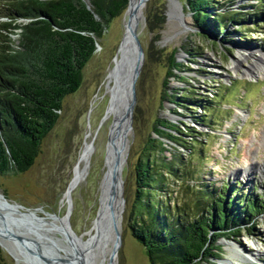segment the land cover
Instances as JSON below:
<instances>
[{
    "label": "rangeland",
    "instance_id": "obj_1",
    "mask_svg": "<svg viewBox=\"0 0 264 264\" xmlns=\"http://www.w3.org/2000/svg\"><path fill=\"white\" fill-rule=\"evenodd\" d=\"M216 1L223 10L229 8L242 16L240 24H229L227 33L218 37L196 25L184 0H179L182 6L176 0H148L144 9L145 23L139 38L145 60L137 82L133 130L129 136L130 154L123 171L126 208L118 264H150L143 245L134 237L129 224L136 193V164L147 140L154 135L153 127L159 116L181 126L186 140L194 136L187 134L188 126L195 128V135L200 136L192 158L191 150L178 147L187 167L195 173L197 180L192 183H206L210 188L219 189L224 184L238 183L246 192L253 191L258 201L264 199V71L255 77L244 75L245 68L256 59L257 54L251 56L250 52H264V0ZM172 8L178 9L179 14L170 23ZM124 13L110 23L100 40L101 48L84 69L82 86L65 97L60 117L44 139L34 165L22 174L0 175V192L12 202L25 206L24 211L48 220L35 229L32 227V230L62 238L64 242V235L56 228L58 225L54 223V217L65 219L86 240L99 209L113 116L108 111L103 124L101 120L110 95L116 89L114 68L124 34ZM4 19L0 17V20ZM181 20L185 22L182 30L179 26ZM14 37L18 42V36ZM173 51L177 52L180 70H174V75L169 77V56ZM242 52L248 54L247 59L240 56ZM187 88L191 89L193 96L209 95L212 98L222 95L220 110L206 116L211 118L208 125L196 120L205 114L202 109L193 113L195 110L189 108L192 113H188L183 106L189 103L181 98V92ZM177 100L181 104H177ZM182 120L185 125L178 123ZM93 138L95 150L91 153ZM255 138L259 142L254 141L251 147L252 161L247 153ZM168 145L171 148L172 144ZM165 155L170 159L172 153L167 151ZM88 159L91 161L87 168L89 173L83 179ZM75 167L71 209L67 214L69 194L65 192ZM245 170L250 173L249 176L244 173ZM184 195L185 192H174L170 205L177 202V197L182 200ZM5 210L4 214L10 212L8 208ZM28 222L34 224L32 217ZM227 241L219 239L223 254L207 264H226L224 260L238 261L235 264H264V213L256 218L254 228L243 231L240 239ZM229 243L238 247L240 256L231 255L234 249L228 248ZM0 257L5 264H19L2 245Z\"/></svg>",
    "mask_w": 264,
    "mask_h": 264
},
{
    "label": "trees",
    "instance_id": "obj_2",
    "mask_svg": "<svg viewBox=\"0 0 264 264\" xmlns=\"http://www.w3.org/2000/svg\"><path fill=\"white\" fill-rule=\"evenodd\" d=\"M184 1L196 25L215 37L242 19L232 9L223 10L216 0ZM128 5L129 0H2L1 176L22 174L34 165L44 139L60 117L65 97L82 86L84 69L97 52L98 43L101 45L110 23ZM176 53L169 56V77L180 70ZM181 93L189 102L183 104L188 113L198 109L205 112L196 119L204 125L211 123L207 115L220 110L222 95L193 96L188 88ZM178 123L186 124L183 120ZM186 131L194 135L192 139L186 140L185 130L169 118L157 117L153 127L156 136L149 137L136 164L129 227L150 264H207L222 256L220 238L240 239L264 213V199L258 201L253 191L246 192L238 183L219 189L191 182L197 180L195 173L187 167L178 147L191 150L192 158L200 136L195 135V128L188 126ZM167 151L172 153L170 159ZM174 192L185 195L181 202L176 196L177 202L170 205ZM0 264H5L1 257Z\"/></svg>",
    "mask_w": 264,
    "mask_h": 264
},
{
    "label": "water",
    "instance_id": "obj_3",
    "mask_svg": "<svg viewBox=\"0 0 264 264\" xmlns=\"http://www.w3.org/2000/svg\"><path fill=\"white\" fill-rule=\"evenodd\" d=\"M180 6L181 3L179 0H176ZM148 0H129V5L126 11L130 14V17H133V15L139 11L141 12L145 17L144 9L147 5ZM101 48V45L98 43V49ZM145 60V51L141 44L140 38L137 34L134 33L133 36V44L130 46L129 50H127L126 60L122 64L120 68L116 70V77L118 79V89L114 94L110 95L109 104L107 107V110L105 112V115L103 116L101 120V124L104 123V121L107 118L108 111L110 108H113L114 116L112 118V123L109 127V138L107 143V153H106V160L107 156L109 154V146L113 148V155L115 159L116 166L119 164L120 156H121V150L128 144L127 143V134L133 130V122H134V112H135V106L137 101V82L139 79V76L142 71V66ZM120 141V144H117L114 142L115 140ZM129 141V140H128ZM122 145V146H121ZM129 145V144H128ZM91 153L95 150V144H94V138L91 141L90 144ZM90 160L88 159V164L86 166V170L84 172L85 179L87 177V174L89 171H87L88 167L90 166ZM78 166V163L76 167ZM76 167L74 168V176L72 180L70 181L67 190L65 193L69 194L68 197V212L69 213L71 209V190H72V184L75 180L76 175ZM113 174V175H112ZM82 175V176H83ZM112 175V176H111ZM104 177V176H103ZM118 178V172L117 167L112 170L110 174V184L112 188L116 185V179ZM79 182V181H77ZM75 185V184H74ZM76 186V185H75ZM0 199L4 206L10 210L7 214H1L0 213V222L3 223V226H0V232L8 233L9 235L13 236L21 245L23 248H25L28 256L29 263L27 264H86V257L84 253V249L81 247L82 244H78L77 240L78 238L82 240L83 235H78L74 229L71 228L72 235L74 238H71L70 236H67L65 239V242L70 247V251L63 250L64 254L61 253L60 248L56 247V244L53 246L49 245L48 242H46V239L48 238L46 235L35 232L32 230V226L29 224L28 220L32 218H36L38 220H43L44 217L35 216L34 214H31L27 211H24L25 206L22 204H19L17 202H12L5 193L0 192ZM101 201V199H99ZM99 201V204H100ZM107 203V207L110 213H114L115 208L117 207V197L116 194L111 195ZM123 202V201H122ZM124 204V202H123ZM101 206V205H100ZM100 210V208H99ZM99 210L97 211V215L93 221L94 222L101 216L99 213ZM108 212V213H109ZM16 215H20V217H17ZM11 223L17 228H25L26 233L33 234L34 238H25L21 234L17 232H13L9 229L8 225ZM71 223V219H70ZM72 225L70 224V227ZM93 227V226H92ZM116 228V221L114 225V229ZM92 229V228H91ZM107 228L103 231V234L107 232ZM101 231V230H100ZM97 233V230H96ZM88 234V233H87ZM90 236L86 239L88 241ZM110 239V233L108 235L100 236L97 240V245L100 244L104 245V240ZM117 239V246L115 248V251H113V260L116 263V256L117 251L119 248L121 237L116 235ZM225 241L231 240L223 238ZM235 240V239H234ZM228 242V241H227ZM1 245V243H0ZM27 261V262H28ZM114 264V263H113Z\"/></svg>",
    "mask_w": 264,
    "mask_h": 264
},
{
    "label": "bare ground",
    "instance_id": "obj_4",
    "mask_svg": "<svg viewBox=\"0 0 264 264\" xmlns=\"http://www.w3.org/2000/svg\"><path fill=\"white\" fill-rule=\"evenodd\" d=\"M134 1L136 2L138 0H134ZM177 13L179 14V10L176 8H172V10L170 12V23L176 19ZM144 23H145V17L141 12L137 11L133 15V17H130V14L128 13V11H126L124 13V34H123V38L121 41L119 54L117 57V63H116V66L114 68L115 75H116V70L118 68H120L122 66V64L124 63V61L126 60L127 50H129L130 46L133 44L134 33L137 34L138 36H140L141 30L144 26ZM183 23L185 24V22L183 20H181V23L179 25L181 30L183 29ZM246 51H248V50H246ZM253 53L257 54L255 62L253 64H251L249 67L245 68L244 75H250V76L255 77V76L259 75L262 71H264V52H260L259 50H257V51H254L252 53L250 52V55L252 56ZM247 55L243 52L240 53V56H242L243 59H247V57H248ZM115 88L116 89L113 91V94L118 89V79H116ZM114 111L115 110L113 108H110L109 115L114 116ZM242 116H243V114H242ZM245 116H246V114H245ZM129 136H130V132L127 134V143L129 145L127 144L121 150L120 161H119V164L117 166L115 164V159H114V155H113V148L111 147L112 145L109 146L110 149H109V154L107 156L105 174H104V177H103L102 182H101V197H100V199H101L100 205L101 206L99 205L100 210L98 209L101 216L94 222L92 230H90L88 232V234L90 235L88 241H86L84 239V236L82 237V240L79 238L77 240L78 244H82L81 247L84 248L86 246V248L84 249L85 257L87 258L86 264H113V263L115 264V262L113 260V258H114L113 257V251H115V248L117 246L116 235H118V234L121 237V240H120V244H119V248L117 251V256H116L115 261L117 264L119 263L118 262L119 261L118 255H119L120 245H121V241H122L123 218H124V213H125V208H126L125 180L123 177V171H124L125 166L128 162V157L130 154L131 143H130V137ZM113 139H114V137H113ZM254 141L259 142V140L257 138L252 140V143L250 144V149L248 150V153H247L248 159H251L252 161H253V152H252L251 147L254 145ZM114 142H116L117 144H120V141H118L117 139ZM116 167H117V172H118V178L116 179L115 187L112 188V186L110 184V174H111L112 170L115 169ZM247 170H245L244 173L249 176L250 173ZM114 193L116 194V197H117V207L115 208L114 213H112V212L110 213L109 212L110 210L107 211L108 207L106 205L109 202L108 200H109L110 196L114 195ZM122 201L124 202V204ZM4 208L7 209L0 199V213L1 214H4L7 212ZM54 219H53L54 223L58 225L56 228L58 229L59 232H61L64 235V239H66L67 236H70V235H71L70 236L71 238H74V236L72 235V232H71L72 227H70V224L65 219L58 218V217H54ZM47 221L48 220H44V218H43V220H38L36 218H32V222L34 224L31 226L35 229V228H37V225L43 224ZM115 221H116V228L114 229ZM0 226L1 227L3 226L2 222H0ZM8 227L13 232H17V233L19 232V234H21L25 238H34L35 237L33 234L26 233L25 229L17 228L14 225H12L11 223H9ZM106 228L108 230L106 233L103 234V231ZM96 230H97V233H96ZM37 232L45 235V233H43V232H40V231H37ZM108 233H110V239H107V241L105 239L104 245L100 244L99 246H96L98 238L102 235L107 236ZM46 236L48 238H50V239H46V242H48L49 245H51V246L56 244V247L60 248L61 253L64 254V252H63L64 249L66 251H70V247L68 246L67 243H65L63 241L62 238L52 237V236L50 237L48 235H46ZM0 243L8 252H10L16 258V260L18 261L19 264L29 263L27 252H26L25 248H23L21 245H19L18 241L13 236L9 235L8 233H5L4 231L0 232ZM231 247H233V249L235 251V253H234V251L232 252V254H231L232 256L235 257V256L241 255L240 252L237 251L238 247L236 245L229 243L228 248H231ZM224 263L235 264V263H238V261H236V260L235 261L224 260Z\"/></svg>",
    "mask_w": 264,
    "mask_h": 264
},
{
    "label": "flooded vegetation",
    "instance_id": "obj_5",
    "mask_svg": "<svg viewBox=\"0 0 264 264\" xmlns=\"http://www.w3.org/2000/svg\"><path fill=\"white\" fill-rule=\"evenodd\" d=\"M23 229H25V228H23ZM19 233V232H18Z\"/></svg>",
    "mask_w": 264,
    "mask_h": 264
}]
</instances>
